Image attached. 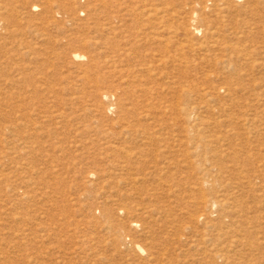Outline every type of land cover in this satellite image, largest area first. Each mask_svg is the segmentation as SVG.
Listing matches in <instances>:
<instances>
[{
    "label": "rangeland",
    "instance_id": "374dc122",
    "mask_svg": "<svg viewBox=\"0 0 264 264\" xmlns=\"http://www.w3.org/2000/svg\"><path fill=\"white\" fill-rule=\"evenodd\" d=\"M0 264H264V0H0Z\"/></svg>",
    "mask_w": 264,
    "mask_h": 264
},
{
    "label": "bare ground",
    "instance_id": "6f19581e",
    "mask_svg": "<svg viewBox=\"0 0 264 264\" xmlns=\"http://www.w3.org/2000/svg\"><path fill=\"white\" fill-rule=\"evenodd\" d=\"M78 56H80L79 54H76V57H78ZM139 248H141L140 246H139Z\"/></svg>",
    "mask_w": 264,
    "mask_h": 264
}]
</instances>
